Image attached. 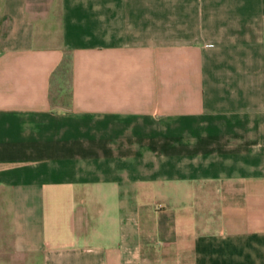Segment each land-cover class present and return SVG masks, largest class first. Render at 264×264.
Here are the masks:
<instances>
[{
	"label": "crops",
	"instance_id": "0c3cea01",
	"mask_svg": "<svg viewBox=\"0 0 264 264\" xmlns=\"http://www.w3.org/2000/svg\"><path fill=\"white\" fill-rule=\"evenodd\" d=\"M0 264H264V0H0Z\"/></svg>",
	"mask_w": 264,
	"mask_h": 264
}]
</instances>
